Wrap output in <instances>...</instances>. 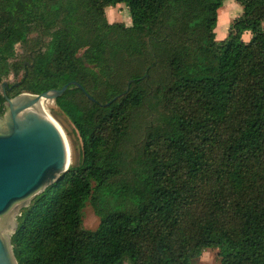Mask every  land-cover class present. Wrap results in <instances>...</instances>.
Listing matches in <instances>:
<instances>
[{"label":"trees","instance_id":"16d2710c","mask_svg":"<svg viewBox=\"0 0 264 264\" xmlns=\"http://www.w3.org/2000/svg\"><path fill=\"white\" fill-rule=\"evenodd\" d=\"M234 1L216 39L223 0H0V80L16 43L49 35L6 94L81 85L54 101L80 160L21 207L17 264H193L206 247L264 264V0ZM119 3L128 25L106 19Z\"/></svg>","mask_w":264,"mask_h":264},{"label":"water","instance_id":"95a60500","mask_svg":"<svg viewBox=\"0 0 264 264\" xmlns=\"http://www.w3.org/2000/svg\"><path fill=\"white\" fill-rule=\"evenodd\" d=\"M70 84L81 87L70 81L40 93L22 91L8 96L4 92L5 112L0 115V264H17L9 237L17 227V209L28 205L30 198L69 166L65 134L43 105L55 101Z\"/></svg>","mask_w":264,"mask_h":264},{"label":"rangeland","instance_id":"374dc122","mask_svg":"<svg viewBox=\"0 0 264 264\" xmlns=\"http://www.w3.org/2000/svg\"><path fill=\"white\" fill-rule=\"evenodd\" d=\"M106 19L109 22H123L124 24H130V16L127 6L124 3H119L118 6H110L104 9ZM241 12V6L238 5L234 0H223L222 6L218 9L217 24L215 27L216 39L227 34L228 26L233 18L237 17ZM222 15V16H221ZM221 16V17H220ZM223 36V37H224ZM245 39L249 37V33L243 35ZM49 35L41 32L37 28L33 29L28 35L25 41L18 42L14 46V53L10 58L11 67L9 72L3 76L0 80V91L1 84L3 81L8 84H13L19 81L23 75L24 68L20 67L19 64L22 62H30L32 52L35 49L42 48L44 43L48 40ZM83 49L78 51L82 53ZM13 65H17L19 68L14 70ZM45 110L49 113L61 126L69 149H70V164L78 163L81 154V140L77 130L75 129L72 122L69 120L65 112L55 104L54 101H46L44 104ZM5 112V103L3 107V113ZM1 114V115H2ZM147 115L144 116V120ZM33 198V197H32ZM29 199L30 200L32 199ZM101 203L106 209H112L114 206L120 203L114 196L104 195L101 198ZM28 202V204H29ZM20 206L15 214L14 222H17V216L21 209ZM99 223V217L95 214L92 204L87 201L81 211V228L84 230H94ZM13 228L9 234L12 235ZM220 261L219 249L217 247H206L202 248L199 255L193 258V264H218ZM123 264H128V260H125Z\"/></svg>","mask_w":264,"mask_h":264},{"label":"flooded vegetation","instance_id":"af4514ba","mask_svg":"<svg viewBox=\"0 0 264 264\" xmlns=\"http://www.w3.org/2000/svg\"><path fill=\"white\" fill-rule=\"evenodd\" d=\"M1 89H2V92L4 94V92L9 91L11 89V86L8 84V82H7V84H4V85L2 83L1 84Z\"/></svg>","mask_w":264,"mask_h":264},{"label":"bare ground","instance_id":"6f19581e","mask_svg":"<svg viewBox=\"0 0 264 264\" xmlns=\"http://www.w3.org/2000/svg\"><path fill=\"white\" fill-rule=\"evenodd\" d=\"M221 16H222V15H221ZM221 16H220V17H221ZM42 104H43V103H42ZM43 106H44V105H43ZM69 157H70V149H69ZM69 163H70V161H69Z\"/></svg>","mask_w":264,"mask_h":264},{"label":"crops","instance_id":"0c3cea01","mask_svg":"<svg viewBox=\"0 0 264 264\" xmlns=\"http://www.w3.org/2000/svg\"><path fill=\"white\" fill-rule=\"evenodd\" d=\"M224 36V35H223ZM223 36L221 37V39L223 38Z\"/></svg>","mask_w":264,"mask_h":264}]
</instances>
